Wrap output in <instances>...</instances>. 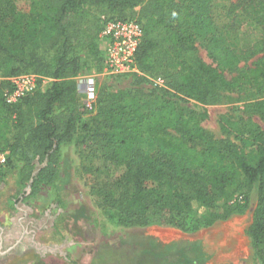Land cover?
<instances>
[{
  "label": "trees",
  "instance_id": "16d2710c",
  "mask_svg": "<svg viewBox=\"0 0 264 264\" xmlns=\"http://www.w3.org/2000/svg\"><path fill=\"white\" fill-rule=\"evenodd\" d=\"M242 3L252 25L245 37L248 55L261 56L254 66L228 78L224 70L234 69L240 55L228 46L213 19L214 0H40L29 11L20 10L18 0H0V73L54 78L46 90L16 103L6 100L10 81L0 84V152H9L8 162L19 167L22 184L34 178L29 196L56 180L61 146L72 142L82 126L92 132L102 158L123 169L99 188L102 206L116 209L132 224L193 230L199 226L190 216L193 200L228 201L243 185L251 188L260 182L249 233L264 264V131L250 127L248 136H241L242 146L212 142L199 126L197 113L181 104L192 99L207 106L217 103L222 92L264 87V0ZM102 16L138 20L143 37L136 55L139 72L116 76L129 78L125 88H101L94 105L96 120L90 124L74 104L76 77L85 67L84 53L99 68L104 66ZM198 41L217 67L202 59ZM157 77L165 84H156ZM199 142L205 147L196 150ZM248 145L256 146L255 164L245 150ZM173 180L183 181L193 195L176 191L167 196L164 186ZM249 201L246 192L243 202L232 207L244 212Z\"/></svg>",
  "mask_w": 264,
  "mask_h": 264
},
{
  "label": "rangeland",
  "instance_id": "374dc122",
  "mask_svg": "<svg viewBox=\"0 0 264 264\" xmlns=\"http://www.w3.org/2000/svg\"><path fill=\"white\" fill-rule=\"evenodd\" d=\"M39 2L18 0V6L29 11ZM242 4V0H214L212 6L218 29L228 46L240 55L234 69L224 70L228 78L254 66L261 56V53L248 55L245 37L252 25L243 14ZM196 46L202 59L217 67L205 45L198 41ZM83 59L85 67L76 77L78 92L74 104L82 111L84 121L92 124L98 110L84 105L85 90L93 85L96 102L102 87L117 91L128 85L129 78L117 79L107 74L85 53ZM42 76V90H46L54 78L50 74ZM181 104L197 113L199 126L212 142L225 140L242 146L241 136H248L250 127L264 131V87L247 92L225 91L217 103L207 106L192 99ZM169 131L170 135L181 137ZM91 135V131L81 126L73 141L61 146L57 178L44 184L36 196L28 197L31 191L21 183L19 167L12 168L13 162H8V157L7 163L0 167V224L21 223L28 233L33 231L36 243L35 248L26 252L20 249L18 255L7 256L5 264H261L249 233L260 182L251 188L243 185L228 201L217 199L208 204L201 199L193 200L190 216L199 224L193 230L160 223L132 224L122 219L116 209L102 206L99 188L123 169L102 158ZM204 147V143H195L196 150ZM245 150L255 164L256 146H245ZM176 191L188 197L193 195L183 181H166L163 192L169 196ZM246 192L249 208L244 212L233 209L236 201L243 202ZM25 208H30L27 215L22 214ZM32 220L39 223L32 227ZM260 248L264 250V239Z\"/></svg>",
  "mask_w": 264,
  "mask_h": 264
},
{
  "label": "built area",
  "instance_id": "2783aa9c",
  "mask_svg": "<svg viewBox=\"0 0 264 264\" xmlns=\"http://www.w3.org/2000/svg\"><path fill=\"white\" fill-rule=\"evenodd\" d=\"M103 26L99 39L101 47L103 70L110 75H123L139 72L136 55L143 37V26L136 19H105L102 16ZM9 80L11 87L6 90L5 96L9 103H16L20 98L43 88V76L36 73H23L5 77L0 73V84ZM155 83L164 85L165 80L157 77ZM87 98L84 105L93 109L95 103V89L93 85L85 90ZM8 151L0 152V167L7 163Z\"/></svg>",
  "mask_w": 264,
  "mask_h": 264
},
{
  "label": "flooded vegetation",
  "instance_id": "af4514ba",
  "mask_svg": "<svg viewBox=\"0 0 264 264\" xmlns=\"http://www.w3.org/2000/svg\"><path fill=\"white\" fill-rule=\"evenodd\" d=\"M29 209L30 208H25V211L23 209L22 214L25 213L24 215H27L30 211ZM17 223L11 221L9 225L0 224V264H5L4 260L7 256L18 255L20 249L26 252L29 248H35L36 243L31 235L33 231L30 234L26 229H23L21 223ZM38 223V221L32 220L30 225L34 227L33 224L37 225Z\"/></svg>",
  "mask_w": 264,
  "mask_h": 264
},
{
  "label": "water",
  "instance_id": "95a60500",
  "mask_svg": "<svg viewBox=\"0 0 264 264\" xmlns=\"http://www.w3.org/2000/svg\"><path fill=\"white\" fill-rule=\"evenodd\" d=\"M41 165L38 164L37 168L33 172V177L37 174L39 171ZM34 178L31 179L30 183L28 184L27 190L30 192L31 191V182L33 181Z\"/></svg>",
  "mask_w": 264,
  "mask_h": 264
},
{
  "label": "crops",
  "instance_id": "0c3cea01",
  "mask_svg": "<svg viewBox=\"0 0 264 264\" xmlns=\"http://www.w3.org/2000/svg\"><path fill=\"white\" fill-rule=\"evenodd\" d=\"M100 46H101V47H103V46H104V43H101V41H100Z\"/></svg>",
  "mask_w": 264,
  "mask_h": 264
}]
</instances>
